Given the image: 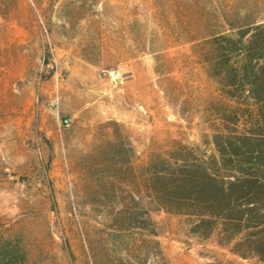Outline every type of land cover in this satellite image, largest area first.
<instances>
[{
    "label": "rangeland",
    "instance_id": "rangeland-1",
    "mask_svg": "<svg viewBox=\"0 0 264 264\" xmlns=\"http://www.w3.org/2000/svg\"><path fill=\"white\" fill-rule=\"evenodd\" d=\"M256 24L264 0H0V256L264 264L138 193L151 156L175 143L209 154L222 113L235 111L238 130L257 120L209 71L217 38L249 26L245 42ZM123 63L129 72L110 80L104 71ZM144 208L149 225L126 221Z\"/></svg>",
    "mask_w": 264,
    "mask_h": 264
},
{
    "label": "trees",
    "instance_id": "trees-1",
    "mask_svg": "<svg viewBox=\"0 0 264 264\" xmlns=\"http://www.w3.org/2000/svg\"><path fill=\"white\" fill-rule=\"evenodd\" d=\"M263 26L256 24L245 42L249 26L240 29L237 37L217 38L216 61L209 70L227 98L251 100L257 107V120L238 130L235 111L234 115L222 113L225 126L212 135V152L175 143L164 154L151 156L139 179L142 192H138L154 209L187 217L193 235H216L222 245L235 241L234 253L260 261H264ZM231 52H239L237 61H230ZM130 198L135 202L138 194L132 193ZM150 210H133L126 221L134 227L147 226ZM14 259L10 252L0 256V264Z\"/></svg>",
    "mask_w": 264,
    "mask_h": 264
},
{
    "label": "built area",
    "instance_id": "built-area-1",
    "mask_svg": "<svg viewBox=\"0 0 264 264\" xmlns=\"http://www.w3.org/2000/svg\"><path fill=\"white\" fill-rule=\"evenodd\" d=\"M104 72L110 80L118 82L129 72V66L127 63H123L113 68L106 69ZM63 124L64 126H69L70 118H64Z\"/></svg>",
    "mask_w": 264,
    "mask_h": 264
}]
</instances>
